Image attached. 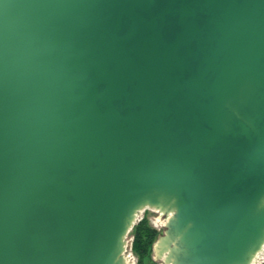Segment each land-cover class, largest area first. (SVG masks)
<instances>
[{"label": "water", "instance_id": "95a60500", "mask_svg": "<svg viewBox=\"0 0 264 264\" xmlns=\"http://www.w3.org/2000/svg\"><path fill=\"white\" fill-rule=\"evenodd\" d=\"M264 250V0H0V264Z\"/></svg>", "mask_w": 264, "mask_h": 264}, {"label": "trees", "instance_id": "16d2710c", "mask_svg": "<svg viewBox=\"0 0 264 264\" xmlns=\"http://www.w3.org/2000/svg\"><path fill=\"white\" fill-rule=\"evenodd\" d=\"M133 252L138 257V264H145L154 253V245L161 234L157 228L153 227L147 216L140 219L133 227Z\"/></svg>", "mask_w": 264, "mask_h": 264}, {"label": "rangeland", "instance_id": "374dc122", "mask_svg": "<svg viewBox=\"0 0 264 264\" xmlns=\"http://www.w3.org/2000/svg\"><path fill=\"white\" fill-rule=\"evenodd\" d=\"M144 216L148 217L150 224L153 227L157 228L160 233L164 232L165 224L167 220V217L164 214L160 213L156 209L148 208L141 212L139 219H142ZM133 239H134L133 232H130L128 236L129 243H128V248H127V255L129 256L130 260L134 264H138V257L134 254L133 249H132ZM145 264H162V263L161 261H158L156 259V255L152 252L150 258L146 260ZM262 264H264V262H262Z\"/></svg>", "mask_w": 264, "mask_h": 264}, {"label": "bare ground", "instance_id": "6f19581e", "mask_svg": "<svg viewBox=\"0 0 264 264\" xmlns=\"http://www.w3.org/2000/svg\"><path fill=\"white\" fill-rule=\"evenodd\" d=\"M264 262V250L263 252L258 256L257 260L255 261L254 264H262Z\"/></svg>", "mask_w": 264, "mask_h": 264}]
</instances>
